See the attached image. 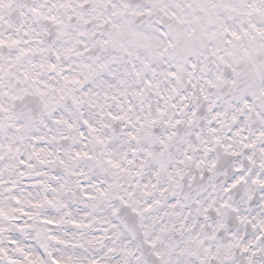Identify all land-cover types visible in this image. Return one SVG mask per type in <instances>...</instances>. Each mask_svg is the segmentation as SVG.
<instances>
[{"label":"snow or ice","instance_id":"snow-or-ice-1","mask_svg":"<svg viewBox=\"0 0 264 264\" xmlns=\"http://www.w3.org/2000/svg\"><path fill=\"white\" fill-rule=\"evenodd\" d=\"M0 264H264V0H0Z\"/></svg>","mask_w":264,"mask_h":264}]
</instances>
